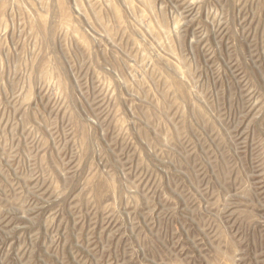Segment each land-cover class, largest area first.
<instances>
[{
    "label": "rangeland",
    "instance_id": "obj_1",
    "mask_svg": "<svg viewBox=\"0 0 264 264\" xmlns=\"http://www.w3.org/2000/svg\"><path fill=\"white\" fill-rule=\"evenodd\" d=\"M0 264H264V0H0Z\"/></svg>",
    "mask_w": 264,
    "mask_h": 264
}]
</instances>
